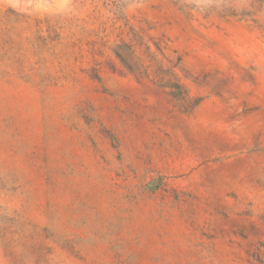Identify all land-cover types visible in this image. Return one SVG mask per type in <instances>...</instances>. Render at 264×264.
Returning a JSON list of instances; mask_svg holds the SVG:
<instances>
[{
	"label": "rangeland",
	"instance_id": "1",
	"mask_svg": "<svg viewBox=\"0 0 264 264\" xmlns=\"http://www.w3.org/2000/svg\"><path fill=\"white\" fill-rule=\"evenodd\" d=\"M0 264H264V0H0Z\"/></svg>",
	"mask_w": 264,
	"mask_h": 264
}]
</instances>
